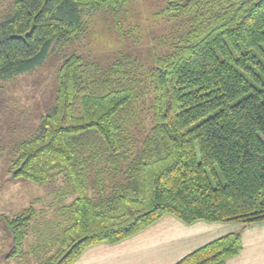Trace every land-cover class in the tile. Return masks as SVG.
<instances>
[{
  "label": "trees",
  "instance_id": "1",
  "mask_svg": "<svg viewBox=\"0 0 264 264\" xmlns=\"http://www.w3.org/2000/svg\"><path fill=\"white\" fill-rule=\"evenodd\" d=\"M122 5L13 0L0 21V80L42 66L92 15ZM164 12L167 22L186 18V30L148 67L150 128L140 138L131 127L146 98L142 66L125 56L101 72L77 54L63 60L54 105L16 146L8 171L38 186L60 178L66 190L42 226L31 207L2 217L6 261L72 264L88 247L116 244L164 215L185 224L264 222V0H167ZM31 229L36 243L24 251ZM241 235L175 264H226L241 252Z\"/></svg>",
  "mask_w": 264,
  "mask_h": 264
},
{
  "label": "rangeland",
  "instance_id": "2",
  "mask_svg": "<svg viewBox=\"0 0 264 264\" xmlns=\"http://www.w3.org/2000/svg\"><path fill=\"white\" fill-rule=\"evenodd\" d=\"M12 2L0 0V21L12 13ZM166 3L167 0H123L116 13L92 15L83 25V32L73 41L57 46L42 66L8 80H0V264H35L31 258L6 261L7 233L2 217L11 218L31 207L36 210L37 221L42 226L53 216L59 202L58 190L60 193L66 190L60 178L38 186L14 178L8 171L16 146L35 133L41 119L54 105L57 74L63 60L77 54L87 63L96 64L101 72L125 56L142 66L138 76L141 86L146 89V98L131 127L135 137L137 134L140 138V134L150 128L151 91L148 81H144L148 67L155 55L169 53L179 35L186 30V18L177 23L166 21ZM70 200L71 197H67L65 203ZM35 243V233L31 229L23 250L28 251Z\"/></svg>",
  "mask_w": 264,
  "mask_h": 264
},
{
  "label": "crops",
  "instance_id": "3",
  "mask_svg": "<svg viewBox=\"0 0 264 264\" xmlns=\"http://www.w3.org/2000/svg\"><path fill=\"white\" fill-rule=\"evenodd\" d=\"M241 229L242 250L226 264H264V222L185 224L171 215L116 244L92 245L72 264H175L201 246Z\"/></svg>",
  "mask_w": 264,
  "mask_h": 264
}]
</instances>
